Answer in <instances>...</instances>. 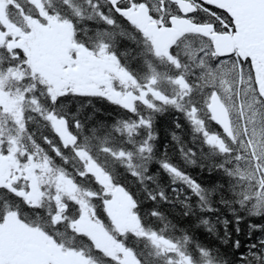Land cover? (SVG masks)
Here are the masks:
<instances>
[{
  "label": "snow or ice",
  "instance_id": "6c2138e0",
  "mask_svg": "<svg viewBox=\"0 0 264 264\" xmlns=\"http://www.w3.org/2000/svg\"><path fill=\"white\" fill-rule=\"evenodd\" d=\"M0 264H264V0H0Z\"/></svg>",
  "mask_w": 264,
  "mask_h": 264
},
{
  "label": "trees",
  "instance_id": "16d2710c",
  "mask_svg": "<svg viewBox=\"0 0 264 264\" xmlns=\"http://www.w3.org/2000/svg\"><path fill=\"white\" fill-rule=\"evenodd\" d=\"M97 115H98V117L101 118V119L105 118L103 112L98 113ZM166 119H167V118H163V119H162V125H163L164 123H166ZM259 222H260V221H259L258 219H254V220H253V223H259ZM246 229H247V223H246V222H245V223H242V224H241V231H242V233L245 232ZM240 238L242 239V243H243V244H247V243L249 242V238L246 237V236H241ZM240 251H244V248L242 247V248L240 249Z\"/></svg>",
  "mask_w": 264,
  "mask_h": 264
}]
</instances>
